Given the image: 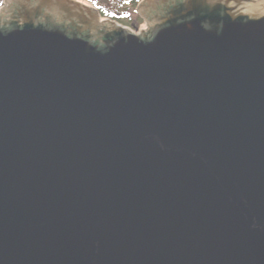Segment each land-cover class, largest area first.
<instances>
[{"label": "water", "instance_id": "water-1", "mask_svg": "<svg viewBox=\"0 0 264 264\" xmlns=\"http://www.w3.org/2000/svg\"><path fill=\"white\" fill-rule=\"evenodd\" d=\"M0 9V264H264V0Z\"/></svg>", "mask_w": 264, "mask_h": 264}, {"label": "trees", "instance_id": "trees-1", "mask_svg": "<svg viewBox=\"0 0 264 264\" xmlns=\"http://www.w3.org/2000/svg\"><path fill=\"white\" fill-rule=\"evenodd\" d=\"M96 10L102 20H110L118 25L128 27L132 24L131 11L143 0H75ZM4 0H0V9Z\"/></svg>", "mask_w": 264, "mask_h": 264}, {"label": "rangeland", "instance_id": "rangeland-1", "mask_svg": "<svg viewBox=\"0 0 264 264\" xmlns=\"http://www.w3.org/2000/svg\"><path fill=\"white\" fill-rule=\"evenodd\" d=\"M136 9H137V7L135 8V10L131 11L132 21H134V22H132V24L128 25V27H124V26H122V27L127 28L128 30L133 31V32L138 34L140 29L146 28V26H145L144 21L142 20V17L138 14V12H136Z\"/></svg>", "mask_w": 264, "mask_h": 264}]
</instances>
